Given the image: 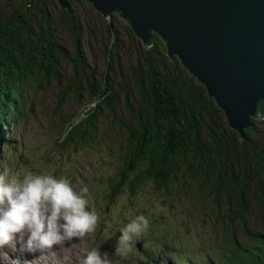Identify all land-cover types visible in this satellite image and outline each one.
I'll return each mask as SVG.
<instances>
[{"label":"trees","instance_id":"obj_1","mask_svg":"<svg viewBox=\"0 0 264 264\" xmlns=\"http://www.w3.org/2000/svg\"><path fill=\"white\" fill-rule=\"evenodd\" d=\"M5 1L0 2V168L16 149L17 125L38 107L36 96L55 87L56 108L83 100L92 106L80 118L71 114L61 120L60 133L50 136L53 154L105 152L106 159L98 161L99 183L93 179L104 199L112 204L125 197L133 218L148 213L137 203L145 193L170 211L191 199L201 207L196 210L209 211V250L220 242L219 261L203 257L198 248L195 258L183 235L149 226L162 241L177 245L180 261L264 264V120H251L241 138L204 87L167 56L158 36L153 46L144 47L126 26L123 45L112 24L116 15L103 54L107 71L100 75L82 49L84 22L75 3L83 6L84 0H70L66 10L55 0ZM62 33L69 37L68 47ZM127 45L136 46V60L123 65V72L120 58ZM111 136L118 140L115 148L103 140ZM45 163L57 179L79 176L80 161L66 158L64 168Z\"/></svg>","mask_w":264,"mask_h":264},{"label":"water","instance_id":"obj_2","mask_svg":"<svg viewBox=\"0 0 264 264\" xmlns=\"http://www.w3.org/2000/svg\"><path fill=\"white\" fill-rule=\"evenodd\" d=\"M84 1L104 19L116 15L144 47L158 36L241 138L264 120V0Z\"/></svg>","mask_w":264,"mask_h":264},{"label":"rangeland","instance_id":"obj_3","mask_svg":"<svg viewBox=\"0 0 264 264\" xmlns=\"http://www.w3.org/2000/svg\"><path fill=\"white\" fill-rule=\"evenodd\" d=\"M0 2L5 3L6 1L0 0ZM75 4L78 5V8H75L77 14H80V16L83 17L82 20L84 22L82 26L84 36L81 37L84 54L86 55L87 60L97 69V72L100 75H104L107 71V63L104 60L103 54L107 47V33L108 27H110L108 24L111 23L112 16L115 15H112L106 20L88 5V3L83 6L77 2ZM57 6L61 8L59 5ZM112 24L114 25L113 28L120 33L119 35H121L123 40L122 44L124 45L125 42H127V37H129L125 23L117 18L113 20ZM90 30L94 32L90 33ZM61 36L63 45L68 47V35L62 33ZM136 40L139 39L136 38ZM139 41L141 42V40ZM135 47V45H127L123 47V51L126 53L121 54V69H123V65L126 68L128 63L135 62ZM121 69L117 67L116 71L119 73ZM64 71L69 74L70 68L66 67ZM123 72H125V70ZM55 94L56 88L52 87L48 91L36 96L38 107L30 114L27 121H22L17 125V135L19 136V139L16 144V149L15 151L8 153L9 160H1L2 168H0V175H3L6 169H9L10 161L12 160H14L15 164L11 166L10 173H6H15L20 176H23L25 173H47L51 175L52 167L47 168L42 166L46 164V160H52L59 168H64V160L66 158L74 159L76 163L80 161V164L78 165L79 176L77 177L72 175L73 173H68L65 180L69 181L77 191L85 188L87 189V192L83 194L89 202V207L95 210L98 222L94 232L86 234L78 241L74 239L71 242L73 243L71 251L75 253L93 246H98L100 247L101 252L106 251L109 253L113 260V264H134L136 257L133 255L132 250L126 257L122 258L119 255L114 254L116 246L113 248L109 245L107 246V244L113 242L107 236L111 237L117 228H123L124 225L133 218V212L125 197L121 196L117 198L112 204H110L109 201L100 198L99 193H101V188L95 185L96 182L94 183L93 179L95 181L99 180V171L97 169L102 165L99 164L98 161L106 159L105 152L101 150L97 154H92V152L79 155L67 154L65 156H55L53 154V146L50 136L60 133L61 120L65 116L71 114L80 118L87 107H91L92 105L86 100H83L78 104L69 101L65 108L58 109L56 108ZM115 134L117 133L115 132ZM103 140L108 142L107 145L111 147L115 148L118 146V140L115 136ZM109 141H111V144ZM88 164H92L93 169H89ZM108 170V165H105L104 172ZM156 199L157 198L153 196V194L150 195L149 193H145L139 197L137 203L148 210L147 216L151 218L153 223L159 224L164 228H171L177 235H183L182 237L185 245L195 254V257H198L196 256L198 255V248L200 254H203V257L204 255L209 254L214 263L219 261L217 247H219L220 242L217 240L218 242L215 243L218 246H213L209 250L213 238L211 222L208 216L209 211L200 212L199 210H196L197 208L201 209V207L192 203L191 199L179 201L175 205V211H170L167 207H161L160 201L156 203ZM251 218L250 221L252 223L255 222V217L251 216ZM119 220L122 224L117 223ZM9 254L12 255L11 253ZM26 256L32 259L34 258L32 254L25 253V260Z\"/></svg>","mask_w":264,"mask_h":264},{"label":"clouds","instance_id":"obj_4","mask_svg":"<svg viewBox=\"0 0 264 264\" xmlns=\"http://www.w3.org/2000/svg\"><path fill=\"white\" fill-rule=\"evenodd\" d=\"M86 192L49 174L0 175V264H113L98 246L71 251L74 239L97 226ZM148 226L145 216L132 218L120 229L114 254L126 257ZM25 253L34 258L25 260Z\"/></svg>","mask_w":264,"mask_h":264},{"label":"bare ground","instance_id":"obj_5","mask_svg":"<svg viewBox=\"0 0 264 264\" xmlns=\"http://www.w3.org/2000/svg\"><path fill=\"white\" fill-rule=\"evenodd\" d=\"M59 5V4H58ZM198 82V81H197ZM199 83V82H198ZM201 86H203V84H201V83H199ZM204 87V86H203ZM204 89H205V87H204ZM205 91H206V89H205ZM206 93H207V91H206ZM207 95H208V93H207ZM148 254H151V253H148ZM157 257H159V255H156Z\"/></svg>","mask_w":264,"mask_h":264}]
</instances>
